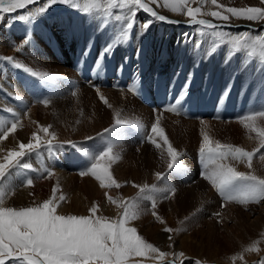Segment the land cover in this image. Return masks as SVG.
I'll return each instance as SVG.
<instances>
[{
    "label": "rangeland",
    "instance_id": "obj_1",
    "mask_svg": "<svg viewBox=\"0 0 264 264\" xmlns=\"http://www.w3.org/2000/svg\"><path fill=\"white\" fill-rule=\"evenodd\" d=\"M254 1L218 0V3L239 8L248 7L247 3L251 6ZM262 4L264 5V3ZM105 9L106 7L101 8L96 11V14L83 12L80 19L84 18L85 24L83 23L84 27L77 35H71L66 30H59L58 26L55 25L57 17L55 15L48 17V10L38 11L27 20H22L14 14H4L5 16L0 19V100H4L17 108L24 107L22 109L24 112L28 107H33L37 127L39 121V127L50 126V132H54L60 138L64 128L72 136V139L64 140L65 142L61 141L62 139L55 142L63 144L62 159L60 158L55 162L63 165L69 174L65 178L61 176L55 178L56 181L52 182L50 188L52 190L56 189V191L45 197L44 201L48 198H55L58 206L62 209L58 210L57 207L60 214L86 216L90 214L91 207L94 204L97 205L96 197H102L104 202L108 200L107 197H117L119 201L125 203L131 199V202L138 203L135 218L138 220L131 219L127 226L136 228L139 223L143 224L142 227L145 230L140 224L136 228L138 235L161 251L169 253L184 252L191 257L189 258L191 261H198L199 264H213L214 262H210L213 259L221 264H243L246 261L245 259H249V252L244 251L251 244L249 242L252 241L249 234L252 231L257 232L264 229V203L245 205L238 202L222 201L211 184L201 177V170H203L204 165L199 148L203 142V133L207 131L205 127L198 129L196 132V129L193 132L183 127L179 122V118L183 117L178 114L182 101L178 100L179 103H173L176 108L173 114L164 111L167 109L150 108L145 104V110L148 112L140 113L136 109L138 106L142 107L143 103L136 98L139 86H135L133 90L135 82L123 88L109 85V77L130 76V73L118 75L117 72H114L111 67L112 62L115 66H120L121 69L126 65L130 66L129 72L135 67L131 65L132 62L128 60L129 58H127L124 49L133 38L132 29L127 27L128 23L119 15L118 9H112L110 15ZM66 14L67 17H63L60 20L61 22H70L71 18L77 17V13L72 10L66 11ZM134 23H136V17ZM258 28H264V24H260L257 28H251L253 35L261 34ZM56 32H60L59 37ZM25 39H28V43L17 52L16 48ZM80 42L83 47L88 45L87 49L85 48L86 50L81 53L77 51ZM218 46L219 41L218 44L204 42L203 48L196 56V63L199 64V67L202 65L203 60L212 63V65L218 62L220 64L229 62V54L225 52L224 48L220 47L219 49ZM78 50H81V48ZM93 51V64L89 68L92 69V73L99 72L97 77H92L89 70L83 67L85 53L89 59ZM7 57L13 59L10 61ZM17 62L25 67L33 68L34 71L48 72L57 78L42 81L38 77L23 71L22 68L15 67ZM105 64L107 68L104 72L103 66ZM234 69L235 71L239 69L249 71V91L255 88L251 82L252 80L264 81V59L260 54L253 56L247 55L245 52L238 59ZM222 71V69H218L219 74ZM101 72H104V76L101 75ZM133 74L131 73V75ZM175 74L184 80L183 83L187 82L186 77L183 78L181 73L174 72L173 75ZM219 79L221 78L217 80V90H219V93L226 94L227 88H224L226 83H221ZM10 81L17 82L18 92L10 94L9 89L4 87ZM96 81L103 86L87 84L96 83ZM149 82L154 83L151 80ZM149 82L147 81L146 84L150 85ZM169 82V84H172L170 79ZM200 84L202 83L200 82ZM181 88H183V85ZM100 89L122 90L124 96L126 95L122 103L123 108L115 106L114 109L102 101L100 99ZM251 95L261 99L260 95H256V92ZM44 100L49 101L47 105L43 103ZM229 104L230 101L225 104L223 110L220 109L216 115L209 117L211 119L210 123H214L216 119L231 122L232 114L237 113L238 109L234 102L231 105ZM226 108H228V113L225 111ZM117 110L120 113V118L131 121L133 125L136 123L142 124L143 129H138L132 125H115ZM164 112H168V114L178 119V121L173 119L169 122L173 126L169 130L171 134L165 133L173 146L182 154L178 161L180 166L171 171L167 168L169 158L167 157L166 145H163V138L151 133V126L157 120L161 123L159 126L163 128L162 116L160 115H163ZM10 113L13 114V112L5 113L4 117L8 116L7 118H10L11 116L12 118L17 114L11 115ZM203 125H207V122ZM105 129H109V131L105 132ZM76 130L80 137L74 136L73 132ZM258 130H264L263 121L262 124L258 123L255 133H258ZM188 131L191 133H188ZM219 134L218 132L213 133L214 139L211 140L213 143L219 141L221 144L229 145L235 141L236 145L234 147H241L245 151H255L259 148L260 151L255 154L253 159L252 171L264 177V161L259 158L260 155H264V148L260 147L261 137H259L256 144L249 146V139L246 137L233 135L230 138L227 135L226 137L225 134ZM149 135H152L153 139L162 147L157 148L148 142L147 137ZM44 136L46 139V134ZM47 139H51V137H47ZM54 140H52V143ZM46 141L43 143V147L29 153L31 155L28 159L29 162L33 161L40 165L42 163L41 157L55 153V143H53L54 146L48 147ZM69 142L74 144H69ZM110 145H113L111 155L114 159L105 158L100 163L109 168L120 186L105 188L91 173L81 175L80 172L90 168L95 162L94 158ZM238 165L239 167L244 165L242 170H240L241 168L238 169L239 171H250L246 164ZM238 165L237 168H239ZM38 171L41 173L40 168ZM156 173H162L163 175L160 179H157ZM19 176L21 182L19 184L25 185V177L20 173ZM10 177L11 174L8 173L7 179ZM11 181H13V178H11ZM144 184L155 185V188L150 192H146L148 198L141 199L137 194L140 193V186ZM61 195L65 197L62 201L59 200ZM141 195L144 196L145 194L142 193ZM165 195H168L169 198L165 199ZM152 198L157 203L155 212L163 222L157 220L152 214ZM24 201L27 203L28 199ZM35 204H41V202L37 200ZM215 213L221 215L217 216ZM97 215L108 217L107 212L101 209H99ZM165 227L174 231L171 233L165 232ZM150 231L153 232L150 233ZM146 232H148V236H145L147 235ZM259 233L258 236L262 235V232L260 235ZM169 236L172 237L171 240ZM158 237L161 238L158 239ZM162 239H165V241H160ZM239 255H243V260L234 259ZM169 259L171 260L172 257L170 256Z\"/></svg>",
    "mask_w": 264,
    "mask_h": 264
},
{
    "label": "snow or ice",
    "instance_id": "obj_2",
    "mask_svg": "<svg viewBox=\"0 0 264 264\" xmlns=\"http://www.w3.org/2000/svg\"><path fill=\"white\" fill-rule=\"evenodd\" d=\"M58 2L71 3L72 6L82 9L86 13L92 9L102 7L101 0H84L83 8L80 7L79 0H47V6ZM196 2L197 0H106L107 7L105 11L110 15L112 9L125 10L129 18L128 28L133 26L137 13L141 11L160 21L181 23L179 20L168 19L165 15L160 14L154 8L157 5L169 9L173 13L186 16L189 25H204L210 29L228 24L232 20L264 23V7H225L218 3V0H211V4L217 10L208 11L205 15L211 16L220 22V24H214L211 20L197 18L198 14L202 12L205 0H198L201 6L192 7L191 5ZM261 2L264 3V0H261ZM37 3L38 0H0V14H11L18 10L27 9L28 6ZM45 10L46 8L39 9L40 12ZM31 15L33 13L22 15L20 18L27 20ZM2 18V15H0V19ZM250 33L251 26L248 31L235 35H229L225 32H217L216 35L222 39L227 37L235 50L248 49L250 50L249 54H252L259 49L260 55L264 56V35ZM27 43L28 39H25L16 48V51H20ZM7 59L11 61L13 58L7 57ZM15 67L22 68L23 71L38 77L42 81L57 78L48 72L34 71L33 68L25 67L18 62L15 63ZM100 99L108 103L103 95L100 96ZM48 102V100L43 101L45 105ZM169 108L176 111L173 105H169ZM116 115L115 125H132L131 121L120 118L118 110ZM257 115L264 116V111L247 115L243 119L251 122L256 119ZM201 123L206 124L203 120ZM132 126L138 129L144 127L139 123ZM245 126L257 131L251 123ZM16 129L17 122H13L10 128L0 133V138H6L9 132H14ZM104 131L107 132L109 129ZM38 132L46 134V139L51 137V139H47V146H53L52 140L55 139V133L50 132V126H41ZM151 133L163 138V145H166L167 157L169 158L167 161L169 171L179 167L178 161L182 154L169 141L164 129L159 126V120L151 126ZM258 134L262 138L260 147L264 148V130H258ZM202 140L203 142L199 148L204 165L203 170H201V177L211 184L222 201L238 202L245 205L264 203V177L252 171L254 156L260 149L245 151L241 147L221 144L219 141L213 143L207 132L203 133ZM31 141H35V143ZM147 141L157 148L162 147L153 139L152 135L147 137ZM69 144L74 143L69 142ZM43 146L40 135L35 132L32 134L29 143L20 142L18 150L8 151L7 155L3 157V162H0V178L6 175L10 167L21 166L20 158ZM112 152L113 145H110L94 158L95 162L90 168L81 171L80 174L88 175L91 173L105 188L119 187V183L114 179L109 168L100 163L105 158L114 159L111 155ZM259 158L264 161V155H260ZM238 164H246L250 171H239ZM22 167L29 169L31 165L23 164ZM162 175V173H156L157 179H160ZM26 184L32 185L33 180L27 179ZM154 188L155 185L144 184L140 186V193L137 195L141 199L148 198L146 192H150ZM53 191L55 192L56 189ZM142 193L145 195L142 196ZM3 197L4 193L0 191V264H6V261L10 258L12 264H133L131 257H144L149 253L155 254L161 261L167 260L171 256L172 259L168 264H177L178 261L179 264H184L186 259L184 252L169 253L161 251L138 235L136 228L126 226L130 219L136 218L138 203L113 201L117 203L119 209H122V212L120 214L121 218L112 219L104 215H97L99 208L95 204L91 207L89 215H65L58 213V204L55 198L45 200L35 206L15 208L4 206ZM164 198L168 199L169 196L165 195ZM64 199L63 195L59 197L61 201ZM108 199L112 201V197H108ZM151 207L153 209L152 214L157 220L163 222L155 212L157 203L154 198H152ZM215 215L219 216L221 214L215 213ZM164 231L171 233L174 230L165 227ZM171 238L169 236L170 240ZM259 250L255 244L244 249L245 252ZM234 259L243 260V255L234 257ZM134 264H143V262L135 261ZM194 264H199V262H194ZM259 264H264V259Z\"/></svg>",
    "mask_w": 264,
    "mask_h": 264
},
{
    "label": "bare ground",
    "instance_id": "obj_3",
    "mask_svg": "<svg viewBox=\"0 0 264 264\" xmlns=\"http://www.w3.org/2000/svg\"><path fill=\"white\" fill-rule=\"evenodd\" d=\"M255 1L252 2L253 3L251 5L252 7H264V5L260 2V0H255ZM79 4H80V7L83 8L84 0H79ZM101 4H102L101 8L107 7L106 0H101ZM222 5H224L225 7H229L225 4H222ZM65 6H67L68 8H66ZM191 6L197 7L201 5L199 4L197 0V2L193 3ZM247 6L249 7L248 3H247ZM40 8H46V11L47 10L49 11V14H47L48 17H51L52 15H55L57 17L56 18L57 20L55 21L56 22L55 25L58 26L59 30L61 29L64 31L66 30V31H69L71 35H77V34H80L81 28L84 27L85 19L84 18L80 19L84 11L82 9L72 6L71 3L66 4V3L58 2V3L51 4V6H47V0H38L37 4L30 5L28 6L27 9L18 10L17 12H14L11 14H14L17 17H21L22 15H26L28 13H33L34 15L36 12L39 11ZM154 8L160 14L165 15L168 19L179 20L181 21V23L176 24V23H168L166 21H160L159 19H155L151 17L147 13H144L142 11L138 12L136 15V23H134L133 27H131L133 38L128 42V44L124 48L127 53V58H129L128 60L132 62L131 65H133L135 69H132L131 72H129L128 69L130 68V66L128 65L124 66L122 69L120 68V66H115L113 62L111 65L112 70L114 72H117L118 75H123L125 73H130V76H131V73H134V75L130 77L129 80H126L128 82L126 84H124L123 77L122 78L121 77H117V78L109 77L108 78L109 85L123 88L135 82V84L133 85V90L135 86H139L136 98L140 102L141 100L139 99V93L142 89H146L148 92V95L146 96V98L151 99L152 101L151 106L156 105L162 109H167L164 111H168L172 114H173V111L171 110V108H169V105H172V103H177L178 100H182L183 101L182 107H183L185 104V101L187 100L189 93L193 92L200 106L205 101H213L214 107L209 116H206V117L199 116L200 119H194V118H197L196 114L188 115L181 108V111H180L181 116L187 119L179 118V122L183 125L185 129L187 128L193 132H194V129H196L195 130L196 132L198 129L205 127L210 140L214 139L213 133L218 132L220 133L219 135L225 134V136L227 135L230 138H232L233 135L246 137L249 139V146L256 144L258 142L257 140L260 137L259 134L255 133L256 131H253L252 128H248L245 125L251 123L252 125H254L253 128L257 129L258 123L262 124V121L264 123V116L257 115L256 119L251 122L244 120L243 117L250 115V114L251 115L257 114L261 111H264V106L261 107V105L264 104V93H263L264 81H261L259 79H254L252 81L250 80L254 84L255 88L253 90L250 89L249 91V71L246 69L244 70L239 69L235 71L234 68L238 63V59L245 52L247 53V55L254 56V55L260 54V51L259 49H257L254 53L249 54L250 50L248 49L235 50L232 48L227 37L222 39L219 36H217L216 33L225 32V33H228L229 35H235V34H238L244 31H248L250 26L251 28H254V27L257 28L258 26H260V24H264V23L252 22V21H246V20H232L228 24H224V25H221L220 27L210 29L204 25H189L187 22L188 18L186 16L178 14V13H173L169 9L161 8L158 5L154 6ZM100 9H92L89 12L90 14H96V11ZM68 10H72L75 13H77V17L71 18L70 22H61L60 20H62L63 17L65 16L67 17L66 11ZM211 10L215 11L217 9L214 5L211 4V0H205L202 6V12L201 14H198L197 18L198 19L200 18L208 19V20L213 21L214 24L215 23L220 24V22L216 20L215 18L205 15L206 12L211 11ZM118 13L122 17V19L125 20L126 23L129 22V18L126 15L125 10L118 9ZM0 15H2V17L5 16L4 14H0ZM146 22H147V27L145 28ZM258 29L261 32V34L264 35V28H258ZM56 34H58V37H59L60 32L59 33L56 32ZM250 34H252V30ZM218 41H219L218 48L219 49L220 47L224 48L225 52L229 54V62L228 63L225 62L224 64H220L218 62V63H215V65H212V63L203 60L201 62L202 65H200L199 67V64L196 63L197 61L196 56L198 52L201 51V48H203L204 42L205 43L214 42L218 44ZM87 47L88 45H85V47L81 46V42H80L79 45L77 46V51H80L81 53L83 50H86ZM79 48H81V50H78ZM93 53L94 51L92 52L89 59L87 58V55L85 53L83 67L89 70V73L92 74V77H97L99 72L97 71L96 73H92L91 71L92 69L90 70L89 68V66L93 64V60H92L93 55H94ZM262 58L264 59V56H262ZM103 67H104V72H105V68H107V65L105 64ZM218 69H222L223 70L222 73L219 74ZM104 72H101L102 73L101 75L104 76ZM174 72L177 74L181 73L183 78L186 77L187 82L183 83L184 80H182V78L176 74L173 75ZM218 78H221L219 79L221 83H226L224 87L225 89L227 88L226 94L222 92L219 93V90H217ZM169 79L172 84H169L170 83ZM150 80L154 83H150L149 82ZM147 81L150 83V85L146 84ZM200 82L202 84H200ZM235 83L236 85L234 86ZM87 84L91 86L101 85V84H98L97 81L96 83H87ZM161 85H164L166 92H167V96L171 94L174 95L172 99V103L171 101H168V100L165 101L163 105H158L156 103V99L158 98ZM182 85H183V88H181ZM4 87L9 89L8 92L10 94L18 92L17 91L18 84L15 81L14 82L10 81V83H7L6 85H4ZM133 90H132V93H133ZM259 90H262V91H259ZM99 92L101 95H103L107 99V102H108L107 105H111L110 107H113L114 109H115V106H120L121 108H123L122 103L124 102L126 95L124 96V92L122 90L114 91L113 89H108V90L100 89ZM255 92H256V95L257 94L258 96L260 95L261 99H258L256 96L253 97L251 95L252 93H255ZM227 100H229L230 102H234L238 109L237 113L232 114L231 122H224V119L223 120L216 119L214 123L213 122L210 123V120H211L210 118L217 113L219 108L222 107L223 103ZM260 101L261 103H259ZM142 107L138 106L136 111L140 113H145L147 110H145L146 106L144 107V103ZM19 108L8 104L4 100L3 101L0 100V130H2L0 131V133L10 128L13 122H17L16 131L9 132L6 138H0V162H3V157L7 155L8 151L18 150V146L20 142L29 143L31 140V136L34 132L40 135L42 144L45 143L46 141L44 134L38 132V129L40 128L39 121H38V127H37V122L35 120V110L33 109V107L32 108L28 107L25 112L22 110L24 107L20 109ZM200 110L201 109H199L198 111ZM9 112H13V114L14 113L15 114L17 113V114L16 116L12 118L11 116L10 118H7L8 116L4 117L5 113L9 114ZM168 112L167 113L164 112L163 115H160V114L159 115L162 116L161 118L163 121L162 122L163 129L165 133L169 135V133L171 134V131L169 130L173 127L171 124H169V122L172 121L173 119L178 121V119L168 114ZM224 118H228V117H224ZM202 120L207 122V125L204 126L201 123ZM160 124L161 123H159V125ZM65 129L66 128H64L62 131L61 138L55 134L56 140H54L53 143L58 142V140H61V139H62L61 141L72 139V136L69 135V132L66 131ZM73 133L75 137H80L77 130L74 131ZM188 133H191V132L188 131ZM31 142L35 143V141H31ZM60 143L54 144L56 146V149L54 150L55 153L53 155L48 154L45 157L40 156L41 157L40 160H42V163L40 165H37L33 161L29 162L28 159H29V156L31 155L28 154L25 157L20 158L21 166L10 167L7 170L6 175L0 178V191L4 193V197H3L4 206L15 207V208L35 206L37 205L35 204L37 200L43 203L45 197H48L50 194H52L53 190L52 188H50V186L52 182H54L55 178L57 176L58 177L61 176L65 178L67 177V174H69L67 173V170H65V167L63 165H61L60 163L56 164L55 162V161H58V159L60 158L62 159V156H63L62 154L63 144H60ZM230 145L234 146L236 145V142L234 141L230 143ZM23 164H30L31 167L29 169H24L22 167ZM243 166L239 167L238 165L239 167L238 169L241 168L240 170H242ZM39 168L42 174L38 171ZM8 173L11 174V177L7 179ZM19 173L23 175L26 180L32 179L33 184L27 185L26 180H25V185L24 184L20 185L19 183L21 182H20ZM11 178H13V181H11ZM63 180H66V179H63ZM14 183H16L18 186L15 185ZM26 199H28L27 203H25L24 201ZM108 200L104 202V199L102 200V197H96V203H97L98 208L106 211L108 217L112 219L121 218L120 214L122 212L121 211L122 209H119L117 203L113 202V201H116V202H121V201H119L117 197H112V201H108ZM122 200H123V197H122ZM130 200L131 199H129V201ZM58 210H62L61 207L58 206ZM135 220H138V219H135ZM137 223L139 222L137 221ZM254 225L256 226V224ZM141 227L140 229L143 228V230H145L144 227L142 228ZM151 232L153 231H150V233ZM261 232H262V235H260ZM147 233L148 232H146V234ZM258 233L262 237V239L260 236H258ZM249 235H251L252 237L251 239L252 241L249 242L251 243L250 245L255 244L260 250L256 252H249V259H245L246 261L243 264H259V262L262 259H264V240H263L264 239V229H262L261 231L258 230L257 232L252 231ZM145 236H148V234ZM160 238L161 237H158V239ZM160 241H165V239H162ZM185 257L186 259L184 261V264H194V262H198V261H191L189 259L191 257H189L186 253H185ZM169 258L170 256L167 258V260L161 261L160 259L156 257V255L153 256L149 254L144 257L134 256V257H131L130 259L133 261V264L135 261H142L143 264H168V262L170 261ZM210 262H214L213 264H221L215 259L211 260ZM6 264H12V259L10 258L9 260H7ZM177 264H179V261L177 262Z\"/></svg>",
    "mask_w": 264,
    "mask_h": 264
}]
</instances>
